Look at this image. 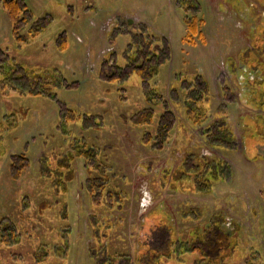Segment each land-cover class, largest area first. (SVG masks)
<instances>
[{
    "label": "rangeland",
    "instance_id": "rangeland-1",
    "mask_svg": "<svg viewBox=\"0 0 264 264\" xmlns=\"http://www.w3.org/2000/svg\"><path fill=\"white\" fill-rule=\"evenodd\" d=\"M234 1L246 9L254 3L264 19V0H197L192 7L200 6L205 37L196 44L186 41L192 10L181 0H26L33 21L49 19L35 37L26 25L29 39L23 41L15 39L0 2V222L14 224L21 238L0 243V264H138L153 246L168 247V236L184 241L190 228L216 219L220 210L242 226L227 261L248 264L255 251V263L264 264V111L249 104L248 85L236 73L250 37ZM141 28L169 45V60L153 82L168 104L157 107L156 117L164 113L174 126L161 149L144 145L145 130L133 124L134 113L149 102L147 83L137 73L125 86L111 81L115 63H127L131 47L137 52L133 43L144 47L141 57L149 52L146 40L133 34ZM14 70L31 80L23 90L9 81ZM259 75L264 80V72ZM35 76L47 83H34ZM185 78L209 85L207 121L198 125L189 122L183 103L168 102L182 94ZM33 87L43 93H31ZM66 108L86 118L83 125L80 118L70 122L69 133L60 126ZM219 108L226 113L216 114ZM213 122V128L226 124L237 141L211 148L203 131ZM86 145L108 165L101 204L90 185L99 174L85 156L69 170L60 166L66 153ZM194 153L222 158L226 179L214 174L205 192L194 189L192 177L181 178L184 162L187 172L194 168ZM19 156L29 164L15 178L11 164L20 163ZM192 249L178 258L163 255L158 263L194 264Z\"/></svg>",
    "mask_w": 264,
    "mask_h": 264
},
{
    "label": "trees",
    "instance_id": "trees-1",
    "mask_svg": "<svg viewBox=\"0 0 264 264\" xmlns=\"http://www.w3.org/2000/svg\"><path fill=\"white\" fill-rule=\"evenodd\" d=\"M4 8L6 9L11 22H12V31L13 35L16 40L23 41L28 40L26 32L23 31L29 23H31L32 27L28 32V35L30 37L37 36L40 31L45 27L46 22L48 21L49 17H43L39 18L36 21L32 20V11L29 8V6L26 3V0H0ZM182 4L185 5V9H191L192 11L190 14H188L185 18V23L188 29L187 33V40L191 44H196L195 39L200 38L204 40V30L202 27L205 25L204 18L200 15V6L198 5L196 7H192L193 3H198L197 0H181ZM235 4V10L237 11L239 16H243V20L246 22V24L249 27V37H250V44L244 48H242V51L244 50V53H242L239 61L245 65V68L247 71H244L243 69H240V73L245 74V84L248 85L249 92H247L246 97L250 100L249 104L255 105L259 107V111H264V80H260L259 73L264 72V19H262V12L255 11V5L254 3L248 4L249 9H246L244 7L239 6V3ZM188 5V6H187ZM238 7V8H236ZM196 9V10H194ZM257 9V8H256ZM195 11V12H194ZM259 23V26L261 27V33L258 34L256 32L257 30V24ZM133 33V32H132ZM137 36V39L146 40L144 45L147 46V50L149 51L147 54L144 55V57H141L140 54L144 51V47L142 44L133 43L135 49L137 52L133 53L132 47L128 52V59L127 63L124 65H119L118 63H115L116 67V77L112 78L111 81L119 82L121 85H124L128 78L134 74L137 73L141 79L142 82H146L148 89L145 93L146 98L149 102H147V105L144 107L138 108L137 112L133 115V124H135L138 127H141L145 130V133H143V143L144 145H152L156 149H161L163 147V142L169 141L171 137L173 136V124L170 123V121H164V113L161 114V116H157L158 114V106L166 105L165 102L162 101L163 94L159 91L158 87L156 86L154 80L156 79L158 73L160 72L161 66L169 60V52H166L164 46L166 48H169V45H162L159 42L158 39H154V37H157L152 34H145L144 30L141 28L139 30V33H133ZM60 43V41H59ZM63 41L60 43L61 48H63ZM152 45H154L152 47ZM161 53V51H163ZM141 51V52H140ZM161 54H162V61H161ZM234 68V67H233ZM249 71H252L254 73V76L251 78L247 73ZM17 70H14V75L12 74L11 77H9V81L13 82L14 84L17 83L19 86H21V90L24 89L26 83H29L31 80L26 77L24 78V75L20 74V76H16ZM237 73V72H236ZM259 77V80L256 79ZM34 83L36 81H40L43 79L42 82L47 83L44 81L45 78L42 77H32L31 78ZM40 79V80H39ZM187 82L186 85L180 87V91L182 92V98L178 96H174L173 99L170 98L169 103L176 102L177 104H182L183 107L186 110V116L189 120V122L193 125L201 124L205 121H207L208 116V108H205L203 105L207 104L210 97H208L209 92V85L207 81L203 80V85L199 84L196 80L197 79H187L185 78L183 81ZM257 83H259L257 85ZM18 86V87H19ZM125 86V85H124ZM257 86H261V89L257 88ZM173 90H177V88H173ZM30 92L33 94H41L43 93L42 90H37L30 88ZM208 97V98H207ZM168 106V104L166 105ZM157 108V110H156ZM166 107H164L165 110ZM163 110V111H164ZM166 111H172V110H166ZM165 112V111H164ZM222 108H219L216 114L222 113ZM61 116V127L62 131L64 133H69L68 125L70 122H75L79 118L82 121V125L84 124L85 117L84 115H78L77 112H75L72 109H64ZM224 113V112H223ZM226 113V112H225ZM224 113V114H225ZM169 114H172L169 112ZM260 115V113H259ZM261 115H263L261 113ZM86 117H90L92 115L85 114ZM261 118V116H260ZM176 120V118H175ZM97 121V120H96ZM164 121V122H163ZM213 123H210L205 133H203V136H207L205 139L207 142L211 145H218V146H224L229 145L232 143V141L235 139V135L230 130V128L226 124H222L216 128V131L213 129ZM146 130L148 132L146 133ZM152 131V132H150ZM79 144H83V142H80ZM85 150L83 148L79 149L76 154L66 153L61 160H60V166L64 167L66 169H71V162L79 156H85L87 159V165L91 170L96 171L99 176L92 178L91 180V190L92 195L95 197L94 200L101 204L102 202V196L104 189L107 186V179H108V172L107 167L103 161L99 158L98 152H96L95 148L89 149L88 145ZM196 157V163L194 164V168L191 170V172H187L186 168L183 167V172L181 174V178H188L189 176L193 178V187L198 192L202 191L205 192L207 190V186H209V176L213 177L215 175H221L223 177H226L224 174V164L222 161H220L218 158H213V160H210L206 156H200L199 154L194 153ZM22 160H20V163H16L15 160L12 161V172L15 178H18L23 171L27 167V164L29 159L27 156H19ZM188 160V158H186ZM223 167V170L221 169ZM15 169V170H14ZM97 174V175H98ZM167 176H171V174H168ZM70 178V177H69ZM173 178V175L171 179ZM98 179L100 181H98ZM99 182V183H98ZM61 184V183H57ZM94 185H97L94 187ZM98 196V197H97ZM112 197L115 196H109V200H111ZM122 197L120 198V200ZM1 221V220H0ZM0 229L2 232H6L2 234L0 232V243L6 242L7 245H10L12 241L19 242L20 241V232L16 229L14 224H4L0 222ZM9 228V230L7 229ZM168 230H170L168 228ZM200 234V233H199ZM211 234V237H210ZM224 232L219 231L216 232L211 230L207 231L206 239H203L200 237L198 242H192L190 245L188 244H182L178 246V250L185 252L190 251L192 249V253H196V259L194 260V264H231L227 259L222 258V253H228L229 258L234 252L233 244L228 245L224 238ZM174 242V241H172ZM182 243V242H181ZM67 245V243H66ZM195 245V246H194ZM185 248V249H184ZM66 249V248H65ZM63 249V251L65 250ZM173 254L176 258H178V255L176 252H174V247L170 244V247L164 248L162 250L153 249L151 250V256L143 257V260L146 259V262L143 261L142 263L139 261L138 264H159V260L163 255H170ZM118 255V254H117ZM120 256V254L118 255ZM139 258V257H138ZM113 264L112 260L110 261H103L101 264L105 263ZM136 263V262H135ZM137 264V263H136ZM248 264H256L255 259L252 258L248 261Z\"/></svg>",
    "mask_w": 264,
    "mask_h": 264
},
{
    "label": "flooded vegetation",
    "instance_id": "flooded-vegetation-1",
    "mask_svg": "<svg viewBox=\"0 0 264 264\" xmlns=\"http://www.w3.org/2000/svg\"><path fill=\"white\" fill-rule=\"evenodd\" d=\"M230 69V68H229ZM240 69H243L244 71H247V69L245 68V65L244 66H240L239 68H238V70L236 71L237 72V74H238V76H242L243 78H245V74L244 73H240ZM230 71V70H229ZM247 73H249L248 75L249 76H251V74L253 73L252 71H249V72H247ZM214 129V131H216V128H213ZM181 130V129H180ZM180 130H178L176 133L178 134L179 133V131ZM174 131V130H173ZM206 131V130H205ZM203 133H205L204 131H203ZM176 134V135H177ZM234 134V133H233ZM173 136H174V133H173ZM172 136V137H173ZM179 137V134L177 135V138ZM236 139H234L233 141H232V143H234V142H236L235 141ZM168 141V140H167ZM208 143V142H207ZM163 144H164V142H163ZM209 144V143H208ZM210 146H211V148H219L220 146H218V145H211V144H209ZM229 146V145H228ZM236 150V149H235ZM238 150V149H237ZM206 157H208V156H206ZM212 157V156H211ZM192 159V158H191ZM218 159L220 160V161H222V163L224 164V166H226V164L224 163V161H223V159L222 158H219L218 157ZM185 160V159H184ZM183 160V161H184ZM187 161V160H186ZM185 163L186 162H184V168H185ZM194 164H195V162H193V164L191 165V166H194ZM221 169L223 170V167H221ZM224 171H227L225 168H224ZM221 173H223V171L221 172ZM227 177V176H226ZM226 177H225V179H226ZM225 210H220V212L216 215L217 217H216V219H212V220H210L209 222H201L202 224H200V225H197V227H193V228H190V230H188V238H185V240L183 241V239L181 240L180 239V237H177L175 240L173 239V243L171 242V237L170 236H168V239L166 240V244H168V247H166L167 249L170 247V244L174 247V252H176V254L177 255H179L178 253H179V251L180 250H178V246H180V245H182V244H188V245H190L192 242H194V240L195 239H199V241H200V237H202L203 239H206L207 237H206V234H207V231H210L211 230V228H212V230L214 231V229H215V231L216 232H219V231H222V232H224V236L223 237H225L224 238V240H225V242L228 244V245H231V244H233V248L235 249L236 248V246H235V243H234V241L232 240V239H234V238H237V236H238V230L239 229H241V232H242V226H240V222L238 221V220H233L232 218H230V217H228L227 215H226V213H223ZM200 233V234H199ZM210 237H211V234H210ZM238 240V239H237ZM182 242V243H181ZM248 242V241H247ZM237 243V242H236ZM246 245L248 246V247H251V248H253L251 245H249V244H247L246 243ZM153 248H155V249H158V250H162V249H164L163 247H161V248H158V247H155V246H153ZM253 253H252V258H254V259H256V257L258 258V256H257V252H255V251H252ZM255 253V254H254ZM249 254H251V253H249ZM229 255L230 254H228V253H222V258H225V259H228L229 258ZM255 255V256H254ZM252 258H250V259H252ZM250 259H248V261L250 260ZM247 261V262H248Z\"/></svg>",
    "mask_w": 264,
    "mask_h": 264
},
{
    "label": "crops",
    "instance_id": "crops-1",
    "mask_svg": "<svg viewBox=\"0 0 264 264\" xmlns=\"http://www.w3.org/2000/svg\"><path fill=\"white\" fill-rule=\"evenodd\" d=\"M173 1V0H172ZM177 1H179V0H177ZM129 19H132V17H128Z\"/></svg>",
    "mask_w": 264,
    "mask_h": 264
}]
</instances>
